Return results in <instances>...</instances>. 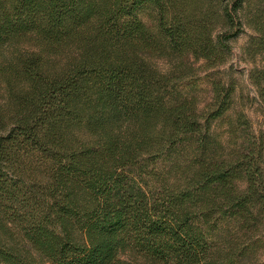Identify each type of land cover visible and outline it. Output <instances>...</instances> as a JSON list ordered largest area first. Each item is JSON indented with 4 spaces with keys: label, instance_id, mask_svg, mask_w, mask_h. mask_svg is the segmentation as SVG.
<instances>
[{
    "label": "trees",
    "instance_id": "trees-1",
    "mask_svg": "<svg viewBox=\"0 0 264 264\" xmlns=\"http://www.w3.org/2000/svg\"><path fill=\"white\" fill-rule=\"evenodd\" d=\"M245 29L264 62V0H0V264H264Z\"/></svg>",
    "mask_w": 264,
    "mask_h": 264
},
{
    "label": "rangeland",
    "instance_id": "rangeland-1",
    "mask_svg": "<svg viewBox=\"0 0 264 264\" xmlns=\"http://www.w3.org/2000/svg\"><path fill=\"white\" fill-rule=\"evenodd\" d=\"M250 30L245 29L232 40V52L225 68L236 81V94L240 98V103L245 106L256 128L264 127V106L259 102L256 94V88L249 79V73L254 67L264 65L260 59L249 60L244 53V46L248 40ZM155 63L161 69L170 67L166 60H155ZM196 80H189L183 83L182 87L187 92L196 93L205 101L208 97V85L204 72Z\"/></svg>",
    "mask_w": 264,
    "mask_h": 264
}]
</instances>
